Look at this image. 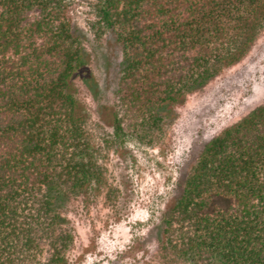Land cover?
<instances>
[{
    "label": "trees",
    "instance_id": "16d2710c",
    "mask_svg": "<svg viewBox=\"0 0 264 264\" xmlns=\"http://www.w3.org/2000/svg\"><path fill=\"white\" fill-rule=\"evenodd\" d=\"M263 29L264 0H0V264H67L63 211L106 188L126 215V142L160 144L173 108ZM187 166L157 219L163 264H264V103Z\"/></svg>",
    "mask_w": 264,
    "mask_h": 264
},
{
    "label": "rangeland",
    "instance_id": "374dc122",
    "mask_svg": "<svg viewBox=\"0 0 264 264\" xmlns=\"http://www.w3.org/2000/svg\"><path fill=\"white\" fill-rule=\"evenodd\" d=\"M77 87L82 102L92 109L81 84ZM263 103L264 29L237 64L191 90L173 108L172 121L160 144L144 147L126 142L130 163L127 167L120 163V171H128L135 191L126 215H111L107 188L68 204L63 215L73 226L74 243L67 264H163L157 219L163 204L176 194L179 177L204 142ZM90 128L96 137L92 123ZM104 163L110 184L118 163L112 150L106 151Z\"/></svg>",
    "mask_w": 264,
    "mask_h": 264
}]
</instances>
